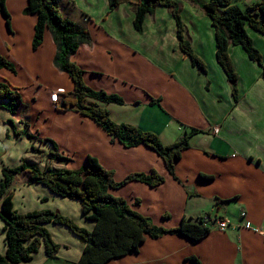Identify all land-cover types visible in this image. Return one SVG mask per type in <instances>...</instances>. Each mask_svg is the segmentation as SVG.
<instances>
[{
  "label": "crops",
  "instance_id": "obj_1",
  "mask_svg": "<svg viewBox=\"0 0 264 264\" xmlns=\"http://www.w3.org/2000/svg\"><path fill=\"white\" fill-rule=\"evenodd\" d=\"M175 1L182 12L187 38L206 63L207 74L193 67L190 58L181 52L177 23L166 7H157L154 14L146 16L141 33L134 26V0H124L115 11L110 10L109 0H62L61 12L91 32L92 42L82 45L72 58L84 70L86 85L118 94L125 101L123 105L101 104L113 121L156 133L167 146L192 130L200 131L176 162L178 180L151 148H126L113 142L94 121L77 112L62 111L61 100L52 101L56 91L73 92L74 82L54 65L56 45L49 31L42 45L33 48L37 16L24 15L28 0H7L8 9L15 11L11 29L0 13V52L16 68L15 72L1 68L0 82L19 91L32 110L30 132L54 140L60 153L72 160L67 168H80L90 155L113 171L117 182L131 174L153 170L164 176L165 182L157 187L131 181L111 190V194L126 199L135 211L156 225L178 227L184 218L197 220L206 212L212 213L217 199L225 201L221 204L222 215L216 216L231 221L227 230L207 224L210 233L197 242L177 235L147 238L138 253L108 264H197L193 258L200 264H264L262 68L249 59L242 47H229L239 76L236 102L227 75L217 61L215 28L201 7L212 0ZM260 1L233 0L243 10ZM247 32L264 60V35L251 28ZM153 100L159 103H152ZM1 103L0 181L3 168L19 166L22 158L41 167H62L49 160V143L9 136L8 120H14L20 129L23 126ZM33 146L44 152L39 159ZM202 175L213 179H203ZM19 179L22 183L12 189L19 213L53 210L84 228L95 227L94 222L85 219L79 202L58 197L42 185H29L24 176H18L15 184ZM4 227L0 218L1 255L6 253ZM47 227L61 245L58 259L62 257L63 264L78 262L85 244L65 226ZM48 259L42 245L31 264H46Z\"/></svg>",
  "mask_w": 264,
  "mask_h": 264
},
{
  "label": "trees",
  "instance_id": "obj_2",
  "mask_svg": "<svg viewBox=\"0 0 264 264\" xmlns=\"http://www.w3.org/2000/svg\"><path fill=\"white\" fill-rule=\"evenodd\" d=\"M124 0H109L110 10L115 11ZM62 0H28L24 15H36L33 48L38 49L47 31L50 32L56 45L55 67L69 75L74 82V91L60 93L61 110L77 112L99 125L112 139L126 148L145 145L154 150L165 162L169 173L178 180L175 174L176 162L185 150L190 147L191 138L199 133L192 130L190 134L172 145H164L158 134L144 131L130 124H118L113 121L109 110L101 104L123 105L124 99L118 94H109L104 90H95L86 85L84 70L72 58L84 44L93 40L88 28L65 17L61 13ZM157 7L168 8L177 23V39L181 52L189 57L192 66L207 74L206 63L194 52L191 40L187 38L186 26L181 17V9L175 0H134V26L141 33L146 16L154 14ZM215 28L216 57L225 71L232 86L235 101H239L238 80L233 61L229 54L231 45L240 46L249 59L262 68L264 78V60L256 48L247 29L251 28L264 35V0L250 5L243 10L233 0H212L201 5ZM0 13L11 29L12 17L7 8V0H0ZM6 68L15 72V65L0 52V69ZM0 102L18 119L23 128L14 120H8L9 136L17 139H28L52 146L48 158L62 167L45 165L22 158L19 166L5 167L0 181V218L5 222L6 253L0 254V264H31L42 245L50 259H58L61 245L56 243L48 225L67 227L82 243L84 251L78 262L71 264H108L124 256L139 252L147 238L158 239L165 235L186 237L194 242L205 238L210 229L204 222L184 218L181 224L173 229L156 225L151 218L135 211L128 201L111 194V190L120 189L131 181H138L150 187H157L165 182V177L157 171L134 173L124 181L117 182L113 171L104 168L97 158L87 156L85 164L78 169L67 168L72 160L63 156L57 143L49 138L43 139L30 132L33 121L32 110L19 91L6 82H0ZM152 103H159L153 100ZM34 153H41L33 146ZM18 176L26 177L29 185H42L54 195L77 201L82 207L86 220L95 223L92 230L78 225L72 218L53 210H35L21 214L15 209L14 187ZM211 180L212 176H201ZM225 202L217 199L216 205ZM139 203V200H137ZM169 218V215L165 216ZM197 264V258H193Z\"/></svg>",
  "mask_w": 264,
  "mask_h": 264
},
{
  "label": "rangeland",
  "instance_id": "obj_3",
  "mask_svg": "<svg viewBox=\"0 0 264 264\" xmlns=\"http://www.w3.org/2000/svg\"><path fill=\"white\" fill-rule=\"evenodd\" d=\"M205 1H208V0H205ZM210 1V0H209ZM203 5V4H202ZM7 8H8V5H7ZM8 11H9V13L11 14V17H13V15L15 14V11L13 12L12 10H9L8 9ZM204 11V10H203ZM62 13V12H61ZM62 15H63V13H62ZM186 15V14H185ZM64 16V15H63ZM181 17H182V12H181ZM183 20V19H182ZM194 49V48H193ZM194 52L196 53V51L194 50ZM197 54V53H196ZM12 137H14V136H12ZM40 150V149H39ZM42 150V149H41ZM40 150V151H41ZM43 152V151H42ZM42 152L41 153H36V154H38L39 156H38V158L37 159H39L40 158V156H41V154H42ZM44 153V152H43ZM94 157V156H93ZM69 158V157H68ZM96 158V157H95ZM44 159V156L43 157H41V161ZM71 159V158H70ZM98 160V159H97ZM39 162V161H38ZM101 164V163H100ZM20 181V182H19ZM19 183H22V180H18L17 181V183L16 184H14V186H16V185H18ZM13 189V188H12ZM13 191V190H12ZM13 193H14V191H13ZM215 205V209L213 208V211L211 210V212L212 213H208V212H206V213H204V214H202V216H203V218H200V219H205V218H209V219H211V220H215V219H220V218H218V216L219 215H222V213H223V211H222V208H221V205H220V207L219 206H217L216 205V203L214 204ZM207 215V216H206ZM216 215H218V216H216ZM214 217H215V219H214ZM196 220V219H195ZM197 220H199V219H197ZM176 228V227H175ZM173 229V228H172ZM59 235L57 234V237H58ZM59 238H60V236H59ZM66 242H69V240L68 241H66ZM69 245V244H68ZM71 246V245H70ZM61 259L62 260H60V259H48V261H47V263L46 264H63V258L61 257Z\"/></svg>",
  "mask_w": 264,
  "mask_h": 264
},
{
  "label": "built area",
  "instance_id": "obj_4",
  "mask_svg": "<svg viewBox=\"0 0 264 264\" xmlns=\"http://www.w3.org/2000/svg\"><path fill=\"white\" fill-rule=\"evenodd\" d=\"M51 97H52V101L55 103H58L61 100V95H60V92H58V91L54 92ZM242 216L243 217L246 216L245 212L242 213ZM201 220L204 222L205 225L213 224L216 228H218L222 231H225L231 227V221L228 219H225V218H220V219H215V220L205 218V219H201ZM246 227L250 228L251 227L250 223H247Z\"/></svg>",
  "mask_w": 264,
  "mask_h": 264
}]
</instances>
